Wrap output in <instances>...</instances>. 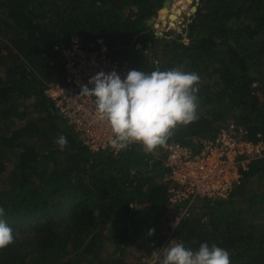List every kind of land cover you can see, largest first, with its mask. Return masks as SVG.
I'll return each mask as SVG.
<instances>
[{"label":"trees","instance_id":"1","mask_svg":"<svg viewBox=\"0 0 264 264\" xmlns=\"http://www.w3.org/2000/svg\"><path fill=\"white\" fill-rule=\"evenodd\" d=\"M164 1L0 0V219L15 234L0 264H153L154 247L171 241L193 250L216 244L231 264H264V155L229 195L175 205L165 147L95 151L46 92L69 86L64 45L77 39L94 49L102 38L135 70L200 76L198 119L168 142L198 150L232 121L249 139H264V0H198L185 36L159 34L149 22ZM162 13L170 16L169 7Z\"/></svg>","mask_w":264,"mask_h":264},{"label":"built area","instance_id":"2","mask_svg":"<svg viewBox=\"0 0 264 264\" xmlns=\"http://www.w3.org/2000/svg\"><path fill=\"white\" fill-rule=\"evenodd\" d=\"M97 41L99 47L94 49L82 46L77 39L64 45L60 51L66 62L69 86L50 84L46 92L61 114L79 131L85 144L95 151L109 148L118 152L121 149L109 143L110 127L96 115L94 98L82 95L81 91L84 85L92 87L88 84L90 78L101 71H116L123 79L134 67L112 57L102 38ZM263 155L264 139H249L247 129L235 121L222 128L215 137L201 139L198 150L181 141L168 142L163 162L167 167L165 178L171 181L169 200L177 205L196 197H225L241 182L243 171L249 168L250 162ZM188 206L176 212L172 225L189 213Z\"/></svg>","mask_w":264,"mask_h":264},{"label":"clouds","instance_id":"3","mask_svg":"<svg viewBox=\"0 0 264 264\" xmlns=\"http://www.w3.org/2000/svg\"><path fill=\"white\" fill-rule=\"evenodd\" d=\"M200 82L197 73L179 67L151 72L133 69L123 79L116 71H101L90 78L92 87L82 86L81 94L94 98L97 117L110 127L112 147L126 149L135 143L142 145L144 152L155 153L167 145L178 126L198 119ZM55 143L63 151L67 137L61 135ZM4 215L0 207V217ZM154 234V228L148 230V236ZM14 243L13 228L0 219V250ZM152 258L153 264H231L227 249L207 242L193 250L171 241L163 249L154 247Z\"/></svg>","mask_w":264,"mask_h":264},{"label":"rangeland","instance_id":"4","mask_svg":"<svg viewBox=\"0 0 264 264\" xmlns=\"http://www.w3.org/2000/svg\"><path fill=\"white\" fill-rule=\"evenodd\" d=\"M198 0H172L171 7L169 8L170 13H177V17L172 19L170 16L166 15L163 17V13L159 10L158 16L154 17L152 23L159 34L164 32H169L172 35H176L182 32L186 35L184 28L187 26V17L190 16L197 8Z\"/></svg>","mask_w":264,"mask_h":264},{"label":"water","instance_id":"5","mask_svg":"<svg viewBox=\"0 0 264 264\" xmlns=\"http://www.w3.org/2000/svg\"><path fill=\"white\" fill-rule=\"evenodd\" d=\"M171 4H172V0H165L164 1V6L163 7H161L160 8V10L162 11L163 9H165L166 7H171ZM172 14H174V13H170L169 15H170V17H171V15ZM165 17V16H164ZM172 18V17H171ZM151 20H153V18H151L150 20H149V22H152ZM193 204H195V205H199V206H202V205H204L205 204V200L204 199H202V198H196L194 201H193Z\"/></svg>","mask_w":264,"mask_h":264},{"label":"bare ground","instance_id":"6","mask_svg":"<svg viewBox=\"0 0 264 264\" xmlns=\"http://www.w3.org/2000/svg\"><path fill=\"white\" fill-rule=\"evenodd\" d=\"M191 1V0H190ZM164 10V9H163Z\"/></svg>","mask_w":264,"mask_h":264}]
</instances>
